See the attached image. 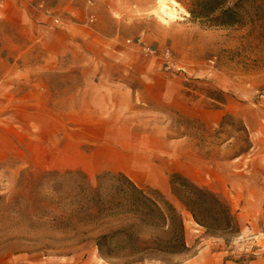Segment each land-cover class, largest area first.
I'll list each match as a JSON object with an SVG mask.
<instances>
[{
  "label": "rangeland",
  "instance_id": "obj_1",
  "mask_svg": "<svg viewBox=\"0 0 264 264\" xmlns=\"http://www.w3.org/2000/svg\"><path fill=\"white\" fill-rule=\"evenodd\" d=\"M91 1L44 3L63 24L46 16L40 38L0 28V264H264V2L240 24L206 26L177 0H165L175 16L159 0ZM67 171L86 184L120 171L160 191L187 250L136 260L120 240L101 253L96 237L131 217L98 212ZM174 172L221 194L238 232L206 233L171 193Z\"/></svg>",
  "mask_w": 264,
  "mask_h": 264
},
{
  "label": "trees",
  "instance_id": "obj_2",
  "mask_svg": "<svg viewBox=\"0 0 264 264\" xmlns=\"http://www.w3.org/2000/svg\"><path fill=\"white\" fill-rule=\"evenodd\" d=\"M183 3L190 17L206 26H233L243 22L246 6L252 0H177ZM264 2V0H262ZM216 99V98H215ZM220 102L224 100L218 99ZM223 115L220 126L226 124ZM242 131L246 128L242 125ZM80 175L79 188L84 198L98 212L124 208L131 220L122 227L101 233L96 237L97 249L107 254V247L115 241H125L136 260L148 255H177L187 250L185 226L175 205L156 189H144L123 172L105 171L97 174L95 184H86L80 171H67L64 175ZM49 175L57 178L58 173ZM171 193L182 204L192 219L212 235L232 234L239 230L235 214L227 200L218 192L200 186L185 175L174 172L170 176ZM156 233L141 237L140 230ZM163 259V258H161Z\"/></svg>",
  "mask_w": 264,
  "mask_h": 264
},
{
  "label": "crops",
  "instance_id": "obj_3",
  "mask_svg": "<svg viewBox=\"0 0 264 264\" xmlns=\"http://www.w3.org/2000/svg\"><path fill=\"white\" fill-rule=\"evenodd\" d=\"M77 1L78 0H3V2L0 3V28L4 27L5 24H10L12 27H18L22 29V33L26 38H32V40L34 38H40V34L37 31H39V28L43 26L41 22L46 19V16L42 14L38 4L40 2L46 4L52 3L63 10L68 9L69 7H74ZM68 26L69 25L67 24L56 30L58 33L60 32L62 36L65 35V44L68 43L65 41V37L70 39V34L67 32L69 29ZM10 70L7 71V77H15L17 74H12L14 71ZM44 71L45 70L42 72ZM5 73L6 71L4 72L2 69H0V78L2 76L6 77L7 74ZM134 166H138L140 168V172H142L141 165L136 163ZM11 261H14L13 264H25L18 262L16 259H12Z\"/></svg>",
  "mask_w": 264,
  "mask_h": 264
},
{
  "label": "built area",
  "instance_id": "obj_4",
  "mask_svg": "<svg viewBox=\"0 0 264 264\" xmlns=\"http://www.w3.org/2000/svg\"><path fill=\"white\" fill-rule=\"evenodd\" d=\"M2 2H3V0H0V3H2ZM89 2L91 3L92 1L89 0ZM38 7L40 8L41 12H42L45 16L50 17V19H51L55 24H59V25L63 24V19H62L61 15L58 14V13H56L55 10H54L52 7H50V6H46V5H44V3H42V2H40V3L38 4ZM94 19H95L94 14L90 13V14H88V16L86 17V20H85L84 23H85L86 25L91 24V23L94 21ZM127 41H130V40H127ZM140 41H141V40H138V41H137V45H138V46H140ZM141 48H142V50H144L145 52H150V53H155V52H156V49L151 48V47H149V46L146 45V44H143V45L141 46ZM164 54H165L166 58H168V56L170 55L169 50L166 49V50L164 51Z\"/></svg>",
  "mask_w": 264,
  "mask_h": 264
},
{
  "label": "bare ground",
  "instance_id": "obj_5",
  "mask_svg": "<svg viewBox=\"0 0 264 264\" xmlns=\"http://www.w3.org/2000/svg\"><path fill=\"white\" fill-rule=\"evenodd\" d=\"M159 2L161 4V10L163 11V13H165L166 15L175 16L176 8L167 5L165 3V0H159Z\"/></svg>",
  "mask_w": 264,
  "mask_h": 264
}]
</instances>
